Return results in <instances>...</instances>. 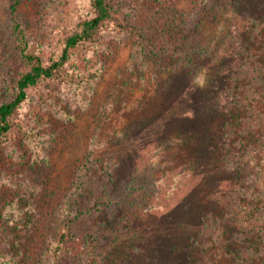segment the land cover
I'll return each mask as SVG.
<instances>
[{
    "label": "trees",
    "instance_id": "trees-1",
    "mask_svg": "<svg viewBox=\"0 0 264 264\" xmlns=\"http://www.w3.org/2000/svg\"><path fill=\"white\" fill-rule=\"evenodd\" d=\"M89 2L93 14L62 31L58 58H45L27 37L17 12L20 0H12L22 64L11 85L12 98L0 102V145L26 135L20 112L30 92L42 96L44 88L52 91L67 83L78 49L96 51L109 32L127 36L156 87L151 99L131 107L130 124L148 128L163 115V121H174L176 126L170 139L153 146L146 140V152H142L145 141L132 137L127 156V147L114 138L117 149L107 146L85 155L70 193L62 194L57 233L46 249L45 264H86L84 259L93 264H150L157 241L155 225L148 218L144 232L138 229L142 225L138 213L123 202L122 194L130 185L121 169L126 165L132 173L143 172L170 149L172 155L165 156L164 165L172 156L170 161L179 165L168 168L161 178V195L175 184L174 197L177 187L183 191L180 217L190 215L198 224L194 233L186 232L180 248L186 251L187 264H261L264 0H193L190 10H167L163 5L157 17L125 0ZM201 71L209 76L206 86L195 82ZM87 76L95 80L100 70ZM122 183L126 186L120 191ZM86 216L93 222L88 238L80 226ZM84 243L88 254L81 250Z\"/></svg>",
    "mask_w": 264,
    "mask_h": 264
},
{
    "label": "rangeland",
    "instance_id": "rangeland-1",
    "mask_svg": "<svg viewBox=\"0 0 264 264\" xmlns=\"http://www.w3.org/2000/svg\"><path fill=\"white\" fill-rule=\"evenodd\" d=\"M192 1L125 0L153 17L158 16L163 5L167 10H190L195 6ZM11 3L12 0H0V102L12 98L11 85L22 64ZM17 12L33 49L45 58H58L63 47L59 43L62 31L74 27L80 17L91 16L93 9L89 0H20ZM100 44L96 51L78 49L68 69L69 80L60 88H44L42 96L36 90L30 92L20 112L26 135L0 145V264L46 263V249L57 233L62 194L70 193L85 155L92 150L97 154L107 146L117 149L111 141L114 138L127 147V156L133 146L132 137L144 143L151 141L153 146L161 139H170V130L176 126L174 121H163V115L153 119L148 128L130 124L131 107L151 99L156 87L150 81V72L141 68L127 36L109 32ZM93 70H100V76L90 80L87 75ZM208 80V74L202 71L195 76V82L202 86ZM147 143L142 152L149 150ZM172 152L170 149L165 156ZM165 156L143 172L134 169L132 173L123 166L122 177L130 185L122 194L123 202L127 209L138 213V224H142L138 229L142 232L148 218L155 225L157 241L150 264H187L186 251L180 248L186 232L194 233L198 224L190 215L180 217L178 202L183 191L177 187L178 195L174 197L175 184L161 195V178L168 168L179 165L170 161L173 156L164 165ZM123 183L120 191L126 186ZM182 221L188 222L187 226ZM91 222L92 218L86 216L80 225L87 238L93 228ZM87 245L81 247L86 254Z\"/></svg>",
    "mask_w": 264,
    "mask_h": 264
}]
</instances>
